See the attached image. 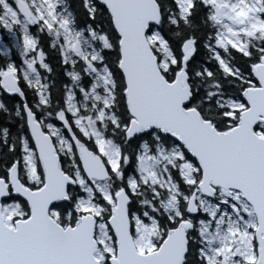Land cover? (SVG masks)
<instances>
[{
	"label": "snow or ice",
	"instance_id": "obj_1",
	"mask_svg": "<svg viewBox=\"0 0 264 264\" xmlns=\"http://www.w3.org/2000/svg\"><path fill=\"white\" fill-rule=\"evenodd\" d=\"M0 93V264H264V0H0Z\"/></svg>",
	"mask_w": 264,
	"mask_h": 264
},
{
	"label": "trees",
	"instance_id": "obj_2",
	"mask_svg": "<svg viewBox=\"0 0 264 264\" xmlns=\"http://www.w3.org/2000/svg\"><path fill=\"white\" fill-rule=\"evenodd\" d=\"M69 2L71 3V4H73V5H75L77 2H78V0H69ZM43 39V38H42ZM2 94V93H1ZM2 97H3V100H5L7 103H15V101L14 100H12L11 98H9V97H7L6 95H4V94H2Z\"/></svg>",
	"mask_w": 264,
	"mask_h": 264
},
{
	"label": "rangeland",
	"instance_id": "obj_3",
	"mask_svg": "<svg viewBox=\"0 0 264 264\" xmlns=\"http://www.w3.org/2000/svg\"><path fill=\"white\" fill-rule=\"evenodd\" d=\"M0 100H3L2 94L0 93ZM13 103V102H12Z\"/></svg>",
	"mask_w": 264,
	"mask_h": 264
}]
</instances>
